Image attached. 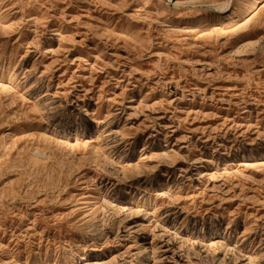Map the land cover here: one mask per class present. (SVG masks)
<instances>
[{
	"label": "rangeland",
	"instance_id": "rangeland-1",
	"mask_svg": "<svg viewBox=\"0 0 264 264\" xmlns=\"http://www.w3.org/2000/svg\"><path fill=\"white\" fill-rule=\"evenodd\" d=\"M231 1L0 0V264H264V0Z\"/></svg>",
	"mask_w": 264,
	"mask_h": 264
},
{
	"label": "bare ground",
	"instance_id": "bare-ground-1",
	"mask_svg": "<svg viewBox=\"0 0 264 264\" xmlns=\"http://www.w3.org/2000/svg\"><path fill=\"white\" fill-rule=\"evenodd\" d=\"M230 1V0H229ZM258 0H248L247 3H245V10L248 12L250 11L251 5L256 3ZM232 3H223V4H217V6L215 5V7H217V9L219 11H221V14L224 15V17L226 19H231L234 16H236L239 8L237 6V0H232ZM206 7V6H205ZM229 7V8H227Z\"/></svg>",
	"mask_w": 264,
	"mask_h": 264
}]
</instances>
